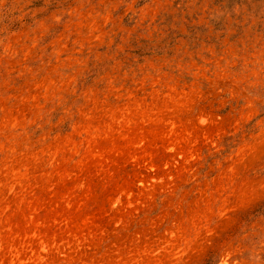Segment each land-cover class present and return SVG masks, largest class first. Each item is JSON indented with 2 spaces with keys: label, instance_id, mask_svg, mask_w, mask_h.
<instances>
[{
  "label": "rangeland",
  "instance_id": "obj_1",
  "mask_svg": "<svg viewBox=\"0 0 264 264\" xmlns=\"http://www.w3.org/2000/svg\"><path fill=\"white\" fill-rule=\"evenodd\" d=\"M0 264H264V0H0Z\"/></svg>",
  "mask_w": 264,
  "mask_h": 264
}]
</instances>
